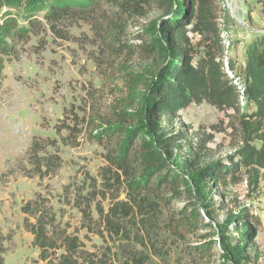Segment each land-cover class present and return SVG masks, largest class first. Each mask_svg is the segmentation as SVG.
I'll list each match as a JSON object with an SVG mask.
<instances>
[{
  "label": "rangeland",
  "instance_id": "1",
  "mask_svg": "<svg viewBox=\"0 0 264 264\" xmlns=\"http://www.w3.org/2000/svg\"><path fill=\"white\" fill-rule=\"evenodd\" d=\"M221 3L219 27L231 42L229 55L239 57L253 36L264 35V10L254 0ZM117 9L104 4L78 11L59 22L57 32L41 13L38 19L45 26L21 42L6 62L0 86V232L7 236L5 264H42L21 209L38 195L61 227L77 234L87 250H116L117 242L112 238L104 239L85 228L80 210L91 201L92 215L97 219L100 203L107 211L112 203L127 201L122 180L118 181L116 174L108 179L106 169L115 170L106 158L109 145L94 136L99 127L121 124L118 114L137 115L144 94L155 86V77L166 61L158 54L129 53L122 44L111 42L110 20ZM161 15L163 10L158 8L123 14L126 45L137 46L142 36L150 40ZM190 35L195 42L199 38ZM238 117L234 110L224 111L204 101L191 103L173 121L164 119L161 124L166 136L172 137L168 147L189 174L209 163L221 160L229 164L234 159L242 146ZM36 136L54 143L40 155H58V161L54 159L58 169L45 178L31 170L34 164L28 150ZM201 202L212 215V226L200 229L194 237L212 245L211 264L223 262L222 247L233 246L239 236L231 221L247 210L260 221V229L253 250L245 252L248 258L243 264H264V174L256 190L243 180L227 190H204ZM201 211L205 215L202 207ZM160 228L164 232H159V240L168 239L172 246L166 248L168 264H191L183 254V242H172L163 221Z\"/></svg>",
  "mask_w": 264,
  "mask_h": 264
},
{
  "label": "trees",
  "instance_id": "2",
  "mask_svg": "<svg viewBox=\"0 0 264 264\" xmlns=\"http://www.w3.org/2000/svg\"><path fill=\"white\" fill-rule=\"evenodd\" d=\"M254 3L264 10V0ZM104 4L118 8L110 20L113 44H122L129 53L158 54L166 60L137 115L118 114L121 124L98 125L99 133L94 136L109 145L106 158L115 170L106 169L108 179L116 174L122 180L127 201H116L107 211L100 203L97 219L91 201L80 210L85 228L104 239L112 238L116 250H87L77 234L61 227L40 195L21 207L25 227L33 234L42 264H160L156 259L168 264L166 248L172 246L168 239L159 240L161 221L173 243L183 242V254L191 264H211L212 245L206 236H200L204 242L194 237L200 229L212 226V215L201 195L208 188L227 190L243 180L256 190L264 174V35H252L242 58L225 55L219 27L221 0H0V86L7 60L21 42L45 26L38 19L41 13L57 32V25L67 17ZM151 8L163 10V15L154 23L150 40L142 36L137 46L126 45L121 16ZM190 33L199 35L196 42ZM204 101L238 114L242 146L229 164L219 160L187 174L168 147L172 137L166 136L161 122H171L191 103ZM50 145L54 143L49 138L36 136L28 150L34 164L31 170L40 178L52 175L59 166L54 160L58 161V155H40ZM231 225L239 236L233 246L222 247L220 264H243L248 258L245 252L253 250L260 221L247 210ZM6 240L0 232V264H5Z\"/></svg>",
  "mask_w": 264,
  "mask_h": 264
},
{
  "label": "built area",
  "instance_id": "3",
  "mask_svg": "<svg viewBox=\"0 0 264 264\" xmlns=\"http://www.w3.org/2000/svg\"><path fill=\"white\" fill-rule=\"evenodd\" d=\"M222 36H223V38H224V51H225V55H229V50H230V44H231V42L229 41V40H226L225 39V37H224V35H223V33H222ZM226 72L228 73V74H230V71L228 70V69H226ZM240 88H241V85H239V84H237Z\"/></svg>",
  "mask_w": 264,
  "mask_h": 264
},
{
  "label": "crops",
  "instance_id": "4",
  "mask_svg": "<svg viewBox=\"0 0 264 264\" xmlns=\"http://www.w3.org/2000/svg\"><path fill=\"white\" fill-rule=\"evenodd\" d=\"M233 55H235V54H233ZM242 57H243V53L241 55H239V58H242Z\"/></svg>",
  "mask_w": 264,
  "mask_h": 264
}]
</instances>
